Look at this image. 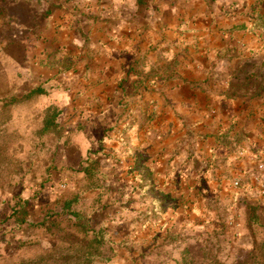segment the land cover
<instances>
[{"label":"crops","instance_id":"1","mask_svg":"<svg viewBox=\"0 0 264 264\" xmlns=\"http://www.w3.org/2000/svg\"><path fill=\"white\" fill-rule=\"evenodd\" d=\"M98 1L107 8L92 12L84 36L62 28L53 38L59 61L74 63L49 79L61 84L64 125H41L48 152L32 164L34 179L78 190L88 166L102 164L130 190L150 165L162 181L182 164L190 178L196 164L218 175V163L252 179L235 206L264 226V0ZM54 182L34 205L56 202L46 201Z\"/></svg>","mask_w":264,"mask_h":264},{"label":"rangeland","instance_id":"2","mask_svg":"<svg viewBox=\"0 0 264 264\" xmlns=\"http://www.w3.org/2000/svg\"><path fill=\"white\" fill-rule=\"evenodd\" d=\"M106 8L98 0H0V264H37L48 253L57 261L41 264H78L87 246L94 255L91 264H262L264 226L235 206L252 179L233 178L225 165L214 164L223 169L218 175L202 176L196 164L200 171L190 178L182 164L178 176L162 181L150 165L147 174L131 179L130 190L123 180L112 185L100 163L88 166L90 176L81 179L78 190L62 181L34 179L32 164L48 152L41 125H64L61 84L49 79L74 63L72 55L59 61L53 38L62 28L84 36L83 25L96 16L92 12ZM83 41L89 43L88 36ZM47 181L54 183L46 201L56 202L34 205ZM71 210L101 232L98 242L69 224H35L62 211L71 217Z\"/></svg>","mask_w":264,"mask_h":264},{"label":"trees","instance_id":"3","mask_svg":"<svg viewBox=\"0 0 264 264\" xmlns=\"http://www.w3.org/2000/svg\"><path fill=\"white\" fill-rule=\"evenodd\" d=\"M66 207V206H65ZM65 211V208H64ZM62 211L61 213H52L51 216H46L43 220L38 221L35 223L36 225L43 224V226H57L59 224L65 223L66 225H71L79 230L82 236L88 238L89 242H98V237L101 232L96 231L90 224L89 221L85 219L81 212L71 210L70 214L71 217H66L65 212ZM74 218V219H73ZM89 245V244H88ZM87 248V249H86ZM90 246L84 247L82 249L83 256H80L77 259L78 264H91L94 261V255L91 252L92 249H89ZM62 260H69L67 258H61ZM71 259V258H70ZM49 260L57 261V259L53 256V254H46L45 257L39 260L37 264H41L42 262H46ZM264 264V261L263 263Z\"/></svg>","mask_w":264,"mask_h":264},{"label":"built area","instance_id":"4","mask_svg":"<svg viewBox=\"0 0 264 264\" xmlns=\"http://www.w3.org/2000/svg\"><path fill=\"white\" fill-rule=\"evenodd\" d=\"M263 178H264V176H262V177H257V180L260 181V182H262V184H263L262 187H263V191H264V182H263L264 179H263ZM233 184H234V186H238V185H239V181L236 180V181H234Z\"/></svg>","mask_w":264,"mask_h":264}]
</instances>
